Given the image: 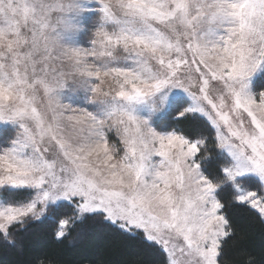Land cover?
<instances>
[{"label":"snow or ice","instance_id":"1","mask_svg":"<svg viewBox=\"0 0 264 264\" xmlns=\"http://www.w3.org/2000/svg\"><path fill=\"white\" fill-rule=\"evenodd\" d=\"M0 20L5 242L99 216L163 264H219L223 194L264 219V0H0Z\"/></svg>","mask_w":264,"mask_h":264},{"label":"trees","instance_id":"2","mask_svg":"<svg viewBox=\"0 0 264 264\" xmlns=\"http://www.w3.org/2000/svg\"><path fill=\"white\" fill-rule=\"evenodd\" d=\"M250 190L260 188L254 184ZM223 200L234 235L224 242L219 264H264V219L249 206L232 203L228 192ZM55 231L53 224H32L12 237L15 246L0 238V264H163L156 246L99 216L86 217L61 239Z\"/></svg>","mask_w":264,"mask_h":264},{"label":"rangeland","instance_id":"3","mask_svg":"<svg viewBox=\"0 0 264 264\" xmlns=\"http://www.w3.org/2000/svg\"><path fill=\"white\" fill-rule=\"evenodd\" d=\"M3 23H4L3 20H0V26H3ZM263 81H264V79H260V80L256 81V83L254 85V88L256 91L264 90V82ZM259 86H261V87H259ZM109 139H110L111 143H115V144H117L118 147H120L119 140H118L115 133L110 134ZM252 191H257L258 193L260 192L259 190H252Z\"/></svg>","mask_w":264,"mask_h":264}]
</instances>
